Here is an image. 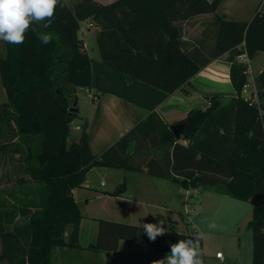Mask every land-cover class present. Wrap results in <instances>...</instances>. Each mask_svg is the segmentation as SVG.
<instances>
[{
    "label": "trees",
    "instance_id": "1",
    "mask_svg": "<svg viewBox=\"0 0 264 264\" xmlns=\"http://www.w3.org/2000/svg\"><path fill=\"white\" fill-rule=\"evenodd\" d=\"M221 1L113 0L102 4L78 0L70 7L61 0L63 6L56 7L49 27L33 24L19 45L2 41L0 77L11 106L5 113L11 114L15 135L21 139L25 173L42 185L30 205L34 210L25 247L18 244L19 233L5 231L0 222L4 264H49L53 247H80L77 237L82 216L72 188L82 185L93 166L143 171L175 181L184 189L214 188L235 199L251 200V262L264 264V115L240 96L247 80L246 65L236 60L243 52L249 59L264 52V14L256 13L249 21L226 19L215 13ZM213 12L217 22L213 54L201 58L202 53L185 49L180 22ZM86 19L99 28V60L88 54L78 37L80 22ZM44 33L52 36L47 44L39 38ZM222 54H227L236 96L225 104L212 97L207 108L189 110L181 120L186 122L183 134L175 137L154 107ZM138 83L149 86V103L128 93L129 85L135 89ZM256 84L262 96L264 70ZM77 87L112 93L147 107L150 113L94 155L85 126L77 141L67 143L68 124L77 113L76 109L69 111ZM123 187V182L118 184L111 194L123 193ZM21 209L23 213L28 207ZM194 236L169 231L150 241L137 225L101 219L96 241L87 248L117 251L119 240L126 239L165 252L170 251V244Z\"/></svg>",
    "mask_w": 264,
    "mask_h": 264
},
{
    "label": "crops",
    "instance_id": "2",
    "mask_svg": "<svg viewBox=\"0 0 264 264\" xmlns=\"http://www.w3.org/2000/svg\"><path fill=\"white\" fill-rule=\"evenodd\" d=\"M96 1L107 4L113 0ZM243 2L244 0H224L221 4H225L227 8L223 11L225 18L233 16V13L246 11V14H249L248 19L235 18V20L249 21L256 13L264 14V0H260L259 5L253 11H251V6L243 11L246 8L243 6ZM208 14H198L180 22V26H183V33L181 34L185 49L203 53L204 45L201 41L204 32L202 31L201 35L197 37L199 39L195 40L194 36L186 34V30L188 29L190 33H196L198 24L201 26L200 28L207 27L208 23L203 25V19L208 17ZM84 21L89 23L85 27L86 30L93 27L94 40L96 41L98 26H93L94 23L90 19ZM84 33L85 31L82 32V40L88 50V41ZM89 54L92 55L93 59L99 60L97 43L96 51L92 48V53L89 52ZM260 55H264V52H259L249 60H257ZM229 67L230 63L220 61L219 57L210 59L189 82L169 94L153 110L163 122L171 125L185 117L189 110L203 107L204 101L207 102V94L223 91L233 92ZM149 89L148 85L138 83L135 89L129 85L128 93L142 102L149 103L150 99L146 97ZM80 90L87 93L89 98L87 104L86 99L82 100V103L80 102ZM76 97L75 104L72 103L77 110L75 117L84 120L81 127L85 126L89 149L94 155L101 154L150 113L147 107L109 92L102 93L92 87H77ZM79 136H72L73 138L70 139L68 136L67 143L77 141ZM121 169L93 166L87 170L82 185L72 188V196L82 216L78 224L77 237L80 247H53L49 264H152L154 260L163 259L170 252H157L149 243L126 239L119 240L117 251L89 249L87 247L96 241L101 219L137 226L147 222L157 223L161 219H166L165 227H169V231L197 234V229L193 228L192 225L188 226L185 216L176 207V200L180 195L178 186L186 196V189L182 188L179 183L170 179L151 176L143 171L122 169L124 172L120 175ZM121 178L124 180L123 193L111 194L117 185L122 183ZM158 180L163 182H157ZM196 188L200 189V187ZM215 194L221 195L219 192H215ZM184 201L183 195V206L185 205ZM223 261L218 260V264L223 263Z\"/></svg>",
    "mask_w": 264,
    "mask_h": 264
},
{
    "label": "rangeland",
    "instance_id": "3",
    "mask_svg": "<svg viewBox=\"0 0 264 264\" xmlns=\"http://www.w3.org/2000/svg\"><path fill=\"white\" fill-rule=\"evenodd\" d=\"M63 1L71 7L78 0ZM223 1L224 0H222L221 3ZM221 3L215 13L217 12L216 14L226 17L223 13V11L227 9L226 5ZM259 3L260 0H244L243 6H246V8L243 9V11H245L248 6H251V11H253V9L257 8ZM215 13H209L208 17L203 19V25L204 23H208L207 27L204 26L200 28L201 26L198 24V28L196 29L197 34L190 33L188 29L186 30V34L188 36H194L195 40L199 39L197 37L201 35L202 31L204 32L201 41L204 45V53H202L203 57L201 58H211L213 54L217 28ZM246 13V11L236 12L232 14L233 16H229L227 19H248L249 14ZM88 24L84 20L80 22V26L84 28L88 26ZM93 26H97V24L94 23ZM181 28V33H183V26H181ZM86 29L84 30V34L86 35L89 49L87 50L85 46L84 49L89 54V52L92 53V48L96 51V41L94 40L93 27H90L88 30ZM78 37L82 38V32L80 30L78 31ZM239 48H242V46H239ZM2 55H4V47L2 41H0V56ZM218 57L220 61H227V54H222ZM236 60L238 61L239 59L236 57ZM239 62L242 63V60ZM245 65V74L247 75V79L254 80L258 91L256 103L253 105L257 106L258 114L262 116L264 115V109L261 108L262 104H264V94H262V96L259 95L260 93L256 84V78L258 74L264 70V55H260L257 60L247 61ZM261 91L264 92V89H261ZM79 95L80 102L82 103V100L84 101V99H86L87 104L89 99L87 93L80 90ZM219 95L221 100H218L222 104H225L233 96H236V91H231V93L223 91L220 93L213 92L207 94V102L204 101L205 103L201 109H205L210 106L211 98H218ZM241 95L242 91L240 93V96ZM70 104L72 107V102H70ZM71 107L69 111H71ZM5 110L10 112L11 106L7 101L4 86L0 77V148L3 145H6L5 150L0 149V222L2 223L5 231H17L19 233L18 244L21 247H25L28 243L27 228L29 216L34 210L32 207V209L30 208V205H33V203L37 200L38 190L42 185L31 180L29 175L25 173L23 169L24 158L21 153L22 142L20 137L15 135L16 129L15 124L11 119V114L7 115L9 112L5 113ZM183 119L184 117L180 120ZM83 123L84 120L74 117L68 124L69 138H67H73L72 136L78 137L81 134L82 130L80 127ZM179 141L185 143L183 139H180ZM123 170H120V175L123 174ZM127 176L129 178V175ZM121 182H124L122 178ZM157 182L163 181L158 180ZM177 188L180 195L176 200V207L181 211V214L185 216L188 226L192 225L193 228H196L197 234L201 232L205 234L204 239H202L201 246L204 264H218L219 259L215 256L216 251L221 252L223 255L224 261L221 264H251L253 239L252 231L248 227V222L252 218L253 204L251 200H239L222 193L221 195H217L215 192L218 191L214 188L203 187L199 190L196 189L194 192L192 189H188L185 191V196L180 187L178 186ZM182 194L185 197L184 206L182 205ZM180 196L181 199H179ZM24 205L28 207V210L21 213V208ZM212 222H215L217 225L216 229L208 228V224ZM1 247L0 238V253ZM4 263L5 261L0 260V264Z\"/></svg>",
    "mask_w": 264,
    "mask_h": 264
},
{
    "label": "clouds",
    "instance_id": "4",
    "mask_svg": "<svg viewBox=\"0 0 264 264\" xmlns=\"http://www.w3.org/2000/svg\"><path fill=\"white\" fill-rule=\"evenodd\" d=\"M58 5L63 6L61 0H0V41L13 45L22 44L33 24H43L45 28L50 26ZM39 38L45 44L52 40L48 33ZM166 223V219H161L157 223L139 224V227L150 241H155L158 236L169 233ZM216 227L215 222L208 224L209 229ZM204 236L201 232L191 239H180L170 244V252L163 259L154 260L152 264H204L201 249Z\"/></svg>",
    "mask_w": 264,
    "mask_h": 264
},
{
    "label": "built area",
    "instance_id": "5",
    "mask_svg": "<svg viewBox=\"0 0 264 264\" xmlns=\"http://www.w3.org/2000/svg\"><path fill=\"white\" fill-rule=\"evenodd\" d=\"M85 28L80 26V31L84 32ZM237 59H239L238 61L242 60V63H247V61H249V58L247 57L246 53L243 52L239 55L236 56ZM258 94L257 88L255 86L254 80L253 79H247L246 82L243 84L242 87V98L249 104V105H253L256 103V96ZM258 103V102H257ZM188 189H192L193 192L197 189V188H188ZM186 189V191L188 190ZM221 252H216V257L220 260L223 261V256L222 254L220 256H218L217 254Z\"/></svg>",
    "mask_w": 264,
    "mask_h": 264
},
{
    "label": "water",
    "instance_id": "6",
    "mask_svg": "<svg viewBox=\"0 0 264 264\" xmlns=\"http://www.w3.org/2000/svg\"><path fill=\"white\" fill-rule=\"evenodd\" d=\"M71 109H75V106H72ZM185 126H186V122L178 121V122L172 123L170 125V129L172 130L175 137L179 138L183 134L185 130Z\"/></svg>",
    "mask_w": 264,
    "mask_h": 264
}]
</instances>
